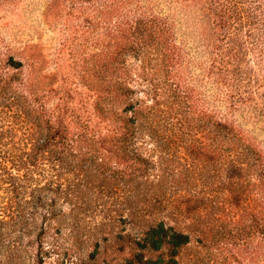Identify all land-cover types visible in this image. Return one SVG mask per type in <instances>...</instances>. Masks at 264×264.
<instances>
[{
	"label": "trees",
	"instance_id": "1",
	"mask_svg": "<svg viewBox=\"0 0 264 264\" xmlns=\"http://www.w3.org/2000/svg\"><path fill=\"white\" fill-rule=\"evenodd\" d=\"M162 1L75 0V8L89 10L91 22L102 25L106 34L113 36V50L105 53L113 70H117L116 63L122 62L118 67L123 70L121 80L99 76L96 68L83 77V82L90 90L97 91L98 100L104 103L98 107L96 102L93 113L103 121L104 131L91 124L92 111H88L86 115L83 112L77 115V121H73L76 132L72 130L69 135L65 129L59 130L50 124L44 104L31 109L36 115L45 113L43 124L29 123L25 119L29 115L28 105L19 100L12 124L18 122L28 139L3 141L8 131H0V145H10L4 152L9 154L15 169V187H24L31 181V174L44 165L57 169L60 159L75 157V153L90 158L96 172L110 170L112 176L122 173L130 181L149 182L153 188L141 192L139 199L143 205L139 214L145 225L134 238L136 251L129 258L130 264H178L179 249L189 244L194 230L165 226L164 219L155 221L157 212L163 208H173V216L192 215L190 218L198 219L196 212H203L206 204L212 207L218 201L236 200L243 189L240 177L244 175L257 178L263 186L259 190L264 198V150L230 117L238 109L264 108V0H166L167 12L158 7ZM180 14L186 16L188 31H180ZM189 39H196L202 49V60L194 62L193 56L187 58ZM122 54V61L117 60ZM130 54L139 59L137 77L145 82L142 92L151 102L133 96L134 90L129 85L131 74L124 64L125 56ZM9 66L18 72L21 63L11 61ZM196 66L201 71L202 85L207 87L201 115L195 117L190 113L200 122L191 126L201 133L200 137L186 131L185 119L186 110L195 109L197 104L193 97L195 82L199 80L193 78L192 83H186L190 67ZM101 67L106 70L108 65L103 62ZM4 87V83L0 85ZM163 95L164 99H158ZM84 98L88 99V95ZM181 104L186 109L173 110L174 105ZM16 114L21 116L20 120ZM143 137L159 146L194 138L202 144V158L195 161L194 151L186 149L179 159L173 152L160 149L159 160L152 161L133 147ZM96 144L100 148L105 146L103 151ZM155 163L159 172L149 173ZM175 168L176 174L181 175L176 180L181 183L188 184L203 173L206 180L211 175H219V185L214 189L213 183H204L208 187L205 190L184 188L175 192V196H167L162 186ZM226 190L230 193L224 198ZM196 234V241H203V229ZM220 234L210 239L212 245L223 247L225 241L230 244L234 237L230 231ZM252 234L257 240L264 239V221L259 224L255 220Z\"/></svg>",
	"mask_w": 264,
	"mask_h": 264
},
{
	"label": "rangeland",
	"instance_id": "2",
	"mask_svg": "<svg viewBox=\"0 0 264 264\" xmlns=\"http://www.w3.org/2000/svg\"><path fill=\"white\" fill-rule=\"evenodd\" d=\"M164 1L158 7L166 11ZM90 15L89 10L75 8V0H0V85H5L0 88V131H8L3 141L27 138L18 122L12 124L18 100L28 105L29 115L25 119L29 123L43 124L45 113L36 115L31 109L44 104L50 124L65 129L69 135L72 130L76 132L73 121H77V115H86L88 111H92L91 124L105 130L103 121L93 114L96 104L100 107L104 103L98 100V92L83 82V77L96 68L99 76L121 80L123 70L118 67L122 62L116 63L114 71L105 55L113 50L114 38L106 34L102 25L91 22ZM178 19L180 31L187 29L186 16L180 14ZM195 40L187 41L191 46L187 58L193 56L194 62L203 59ZM123 56L117 60L122 61ZM11 61L21 63L18 72L9 66ZM103 62L108 65L106 70L101 67ZM139 63L132 54L124 58L131 74L133 96L144 100L142 90L146 85L137 77ZM190 69L186 83H192L193 78L199 81L195 82L193 97L196 107L186 110V131L200 137L196 127L191 128L200 122L190 113L195 117L201 115L207 87L202 85L199 68ZM86 95L88 99L84 98ZM164 98L165 95L158 97ZM177 108L184 110L185 106H173V110ZM230 117L264 150V108L238 109ZM17 119L21 116L17 115ZM187 139L192 140L159 146L143 137L133 147L152 161L159 160L160 149L173 152L179 159L187 149L194 151L195 161L200 160L201 142ZM95 147L102 150L105 146ZM8 148L9 144L0 145V264H130L129 258L136 251L134 238L145 225L139 214L143 206L139 199L141 192L153 188L149 182L130 181L122 173L112 176L110 170L96 172L90 158L75 153V157L60 159L55 170L44 165L31 174L30 182L18 188L14 185L15 169L9 154L4 152ZM157 172L159 167L155 163L149 173ZM176 172L177 168L169 172L162 186L167 196H175L184 188L205 190L208 187L204 183H213L214 189L219 185V175L206 180L202 173L185 184L176 180L181 179ZM240 184L243 189L236 200L218 201L212 207L206 204L203 212H196L198 219L190 218L192 215L173 216L175 210L171 207L157 212L154 220L164 219L165 226L194 230L189 244L179 249L178 264H264V239L257 240L252 234L255 220L259 224L264 221V198L259 190L263 186L253 175L240 177ZM229 193L226 190L224 198ZM163 205L161 202L160 207ZM199 229L204 231L201 242L196 241ZM228 230L234 235L230 244L225 241L223 247L212 245L213 236L218 238L221 231L227 234Z\"/></svg>",
	"mask_w": 264,
	"mask_h": 264
}]
</instances>
